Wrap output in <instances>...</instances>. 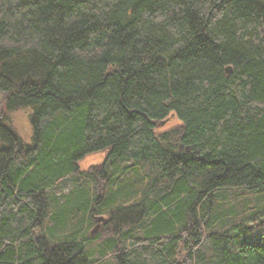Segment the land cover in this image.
Here are the masks:
<instances>
[{
	"label": "trees",
	"instance_id": "obj_1",
	"mask_svg": "<svg viewBox=\"0 0 264 264\" xmlns=\"http://www.w3.org/2000/svg\"><path fill=\"white\" fill-rule=\"evenodd\" d=\"M0 100V264H264V0H0Z\"/></svg>",
	"mask_w": 264,
	"mask_h": 264
},
{
	"label": "rangeland",
	"instance_id": "obj_2",
	"mask_svg": "<svg viewBox=\"0 0 264 264\" xmlns=\"http://www.w3.org/2000/svg\"><path fill=\"white\" fill-rule=\"evenodd\" d=\"M7 125L14 130L25 142H29L31 133H32V126L29 121V114L28 111L25 109L15 110L8 112L7 114ZM2 118L5 116L4 112L0 113V117ZM177 123L176 118L172 119H164L159 122L158 128L156 129L159 132L165 131L169 128H171L173 125ZM103 161V155L100 153L92 154V155H86L83 159H81L77 163V171H78V178L80 176L84 175L94 166H98ZM79 172L83 173L82 175H79ZM71 177H66V181L69 180ZM77 178V177H76ZM77 178V179H78ZM80 179V178H79ZM78 179V181H80ZM97 226V227H96ZM92 233L94 234L98 229V224H93ZM96 227V229H95ZM95 229V231H93ZM110 263V262H109ZM111 264V263H110Z\"/></svg>",
	"mask_w": 264,
	"mask_h": 264
},
{
	"label": "water",
	"instance_id": "obj_3",
	"mask_svg": "<svg viewBox=\"0 0 264 264\" xmlns=\"http://www.w3.org/2000/svg\"><path fill=\"white\" fill-rule=\"evenodd\" d=\"M1 105H2V102H1V100H0V111H1ZM101 218H98V220H100ZM97 227V226H96ZM96 227H95V229H96ZM95 229L93 230V231H95Z\"/></svg>",
	"mask_w": 264,
	"mask_h": 264
},
{
	"label": "bare ground",
	"instance_id": "obj_4",
	"mask_svg": "<svg viewBox=\"0 0 264 264\" xmlns=\"http://www.w3.org/2000/svg\"><path fill=\"white\" fill-rule=\"evenodd\" d=\"M1 108H2V106H1ZM2 112V109H1V111H0V113Z\"/></svg>",
	"mask_w": 264,
	"mask_h": 264
}]
</instances>
